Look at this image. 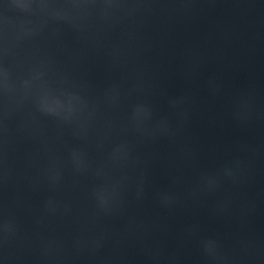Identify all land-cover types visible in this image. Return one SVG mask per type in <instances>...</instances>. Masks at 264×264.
Masks as SVG:
<instances>
[{
	"label": "water",
	"instance_id": "95a60500",
	"mask_svg": "<svg viewBox=\"0 0 264 264\" xmlns=\"http://www.w3.org/2000/svg\"><path fill=\"white\" fill-rule=\"evenodd\" d=\"M0 18L119 121L264 205V0H0Z\"/></svg>",
	"mask_w": 264,
	"mask_h": 264
}]
</instances>
